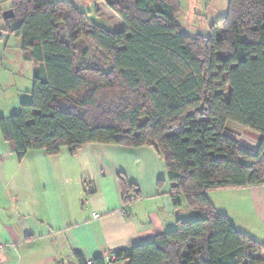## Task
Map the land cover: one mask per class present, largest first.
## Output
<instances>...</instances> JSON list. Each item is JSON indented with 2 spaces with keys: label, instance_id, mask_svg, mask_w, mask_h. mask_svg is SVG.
Listing matches in <instances>:
<instances>
[{
  "label": "trees",
  "instance_id": "1",
  "mask_svg": "<svg viewBox=\"0 0 264 264\" xmlns=\"http://www.w3.org/2000/svg\"><path fill=\"white\" fill-rule=\"evenodd\" d=\"M96 1L125 29L89 23L69 1L12 0L20 21L13 32L37 67L31 100L0 118L2 138L19 160L88 144L157 151L175 206L185 200L203 216L115 252V263L264 264V243L207 196L264 185V0H229L210 36L182 29L181 0ZM230 122L262 136L257 153L227 135ZM119 182L128 204L138 189L122 173Z\"/></svg>",
  "mask_w": 264,
  "mask_h": 264
},
{
  "label": "crops",
  "instance_id": "2",
  "mask_svg": "<svg viewBox=\"0 0 264 264\" xmlns=\"http://www.w3.org/2000/svg\"><path fill=\"white\" fill-rule=\"evenodd\" d=\"M97 6L110 10L102 1ZM226 133L257 153L259 133L233 122ZM120 173L138 189L128 204ZM207 196L238 230L264 243V185L212 190ZM198 217L185 200L175 206L168 173L151 146L88 144L74 154L63 147L56 156L31 150L19 160L0 133V264L104 258L175 229L179 219Z\"/></svg>",
  "mask_w": 264,
  "mask_h": 264
},
{
  "label": "rangeland",
  "instance_id": "3",
  "mask_svg": "<svg viewBox=\"0 0 264 264\" xmlns=\"http://www.w3.org/2000/svg\"><path fill=\"white\" fill-rule=\"evenodd\" d=\"M56 1L72 2L87 13L89 23L118 31L126 27L124 21L111 9L103 6L96 10V0ZM180 4L178 23L191 36H210L212 26L229 12V0H181ZM12 6V0H0V118L12 116L19 111L22 102L31 100L37 67L33 60L26 57L28 52L24 50L21 38L13 32L20 23L19 19L4 17V13ZM161 162L163 164L162 159ZM198 213L199 217L203 216L201 212Z\"/></svg>",
  "mask_w": 264,
  "mask_h": 264
},
{
  "label": "built area",
  "instance_id": "4",
  "mask_svg": "<svg viewBox=\"0 0 264 264\" xmlns=\"http://www.w3.org/2000/svg\"><path fill=\"white\" fill-rule=\"evenodd\" d=\"M132 198H135V196H132ZM95 217H98L99 215L98 214H94ZM0 249L2 250L3 247L0 246ZM116 253L115 252H112V253H109L108 255H106L103 260H104V264H115V261H116ZM86 262L87 264H94V260L93 259H86Z\"/></svg>",
  "mask_w": 264,
  "mask_h": 264
},
{
  "label": "water",
  "instance_id": "5",
  "mask_svg": "<svg viewBox=\"0 0 264 264\" xmlns=\"http://www.w3.org/2000/svg\"><path fill=\"white\" fill-rule=\"evenodd\" d=\"M15 16V13L12 9L10 10H7L5 13H4V17L6 19H9V18H13Z\"/></svg>",
  "mask_w": 264,
  "mask_h": 264
}]
</instances>
